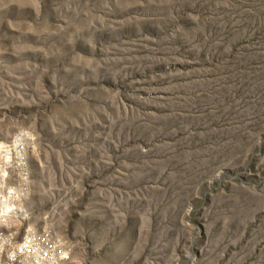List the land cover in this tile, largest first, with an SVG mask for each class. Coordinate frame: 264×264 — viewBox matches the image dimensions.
Returning <instances> with one entry per match:
<instances>
[{"label": "rangeland", "instance_id": "1", "mask_svg": "<svg viewBox=\"0 0 264 264\" xmlns=\"http://www.w3.org/2000/svg\"><path fill=\"white\" fill-rule=\"evenodd\" d=\"M21 131L75 263L264 264V0H0Z\"/></svg>", "mask_w": 264, "mask_h": 264}, {"label": "built area", "instance_id": "2", "mask_svg": "<svg viewBox=\"0 0 264 264\" xmlns=\"http://www.w3.org/2000/svg\"><path fill=\"white\" fill-rule=\"evenodd\" d=\"M35 142L26 131L0 142V264H79L61 234L34 223L29 160Z\"/></svg>", "mask_w": 264, "mask_h": 264}]
</instances>
